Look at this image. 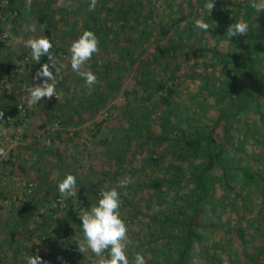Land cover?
<instances>
[{"label": "rangeland", "instance_id": "obj_1", "mask_svg": "<svg viewBox=\"0 0 264 264\" xmlns=\"http://www.w3.org/2000/svg\"><path fill=\"white\" fill-rule=\"evenodd\" d=\"M145 1L96 0L94 10H90L91 2L86 0H18L14 7L19 15L9 16L1 25L7 32L0 35V42L14 51L12 59L7 58L6 68L20 67L19 93H23L30 114L26 122L21 121L25 124L23 135L31 123L37 125L42 120V115H37L34 109L38 104L42 106L41 102L47 98L30 104L29 90L42 82L34 78L43 64L55 66L58 98L51 101L52 108L42 123L52 134L60 135L50 148L46 146L48 137L40 142L39 165L45 168L48 177L41 174V179L36 181L14 180L9 176L7 180L3 169L6 167L2 164L0 185L11 196H7V206L0 199V264H27L30 255L40 256L47 264H100L102 257L90 250L79 251L83 229L65 219L63 211L67 205H73L82 214L76 197L54 198L55 193L60 195L58 183L69 174L89 186L87 195L91 207L97 204L102 190L118 191L119 212L128 229L126 253L130 264L137 253L145 257L146 264H171L177 258L185 229L172 230L166 217L171 218L193 192L192 183L186 181L193 171L188 164L198 169L200 160L190 154L188 162L177 161V166L182 168L179 175L182 182L177 186L167 184L175 176L171 162H176L182 148L176 137H181L182 132L189 137L187 119L192 127L200 124L208 126L204 129L206 132L211 131L210 119L217 117L218 110L208 92L216 89L214 84L222 66L214 60L212 51L226 53L227 46L217 43L212 36L215 22L208 23V32L195 27L197 20L207 23L198 7L199 0H150V8L144 6ZM223 1L227 6L220 5L221 11L230 6L229 0ZM129 8L130 16L123 22L119 15ZM180 19L183 21L178 23ZM86 30L99 31L98 51L82 67V71L91 70L96 75L97 83L91 86L71 69V45ZM47 32L56 49L49 50L47 57L37 61L31 55L28 42L46 39ZM144 33L149 34L145 37ZM179 40L181 47L168 52V47ZM200 49L207 52L202 54ZM202 77L207 81L203 82ZM117 80L120 85L115 88ZM158 84L172 88L170 104L162 102L166 92L158 91ZM205 84L207 89L203 88ZM0 88H5L4 82ZM12 88L8 85L4 91ZM92 93L109 96L95 115L89 109L84 110L93 101ZM53 113H62L64 117L55 119ZM219 133V129L213 132L217 142ZM150 159H159V163L152 164ZM125 176L131 177V183L121 188L119 182ZM156 181L163 183L159 191L147 185ZM219 183L213 185L215 198L224 196ZM79 187L77 183L76 192ZM230 187L233 191L220 204V208L225 205L219 222L223 228L213 233L207 231L204 244L210 248V256H218L223 264H249L248 257L255 264H264V236L261 235L264 187L246 186L243 190L238 184ZM236 194L241 195V200L234 201ZM231 203L236 210L233 213ZM179 221L183 223L182 218ZM16 222L25 224L13 229ZM237 223L246 229V243L242 244L234 234L224 233L236 228ZM12 231H23L25 238L29 234L31 241L25 242L20 236L11 241ZM217 243L220 246L214 250ZM23 245L27 256L24 253L22 257L20 246ZM197 248L195 245L191 264H217L204 259ZM107 257L106 250L103 258Z\"/></svg>", "mask_w": 264, "mask_h": 264}, {"label": "trees", "instance_id": "obj_2", "mask_svg": "<svg viewBox=\"0 0 264 264\" xmlns=\"http://www.w3.org/2000/svg\"><path fill=\"white\" fill-rule=\"evenodd\" d=\"M199 1L198 7L204 13V20L207 23L213 21L216 24L212 30V36L214 39L216 38L217 43H224L227 46V52L212 51V55L215 57L214 60L222 66L218 81L214 84L216 89L210 93L208 92L218 110L217 117L210 119L213 123L210 126L211 131L206 132L204 129L208 126L203 125L201 127L200 124L197 127H192L187 119L186 130L189 137L185 132H182L181 137H176L182 148L178 151L176 162H171L170 167L173 168L175 176H171L167 184L177 186L182 182V179H179L182 168L177 166V161H187L188 156L191 154L197 157L200 162L198 169L196 166L188 164L193 168V171L186 181L192 183L193 192L189 195L187 201H182L179 210L175 211L171 218L166 217L172 230L176 231L177 227L185 229L178 245L177 258L171 264H191V260L195 257V245L202 252L204 259L223 264L218 256H210V248L204 244L203 236L207 231L213 233L223 228L219 222L225 213V205L220 208V204L224 202L227 193L233 191L230 185L238 184L242 190L246 186H254L255 189L264 187V10L257 11L258 7H264V0H229V9H223L222 11L220 5L227 6L223 3L226 1L215 0L211 15L204 9L205 0ZM86 2L90 3L91 0H86ZM150 5V0L145 1L144 6L150 8ZM130 10V8L129 10L126 9L125 12L123 11L120 14L118 9L117 14H120L119 18H122L123 22H127ZM9 12L16 13L12 0L9 8L4 10V16L8 17ZM16 14L19 15L18 12ZM181 21L183 19H180L178 23ZM239 22H247L249 32L243 36L229 38V28L232 24ZM94 34L98 38L99 31H94ZM148 34L144 33L143 36L146 37ZM46 39L52 44L49 50H55L53 38L48 32L46 33ZM181 42L179 40L176 44L170 45L167 49L168 52L179 49ZM199 52L205 54L207 51L200 49ZM41 58L45 57L42 56ZM210 66L211 68L214 67L213 64ZM19 68V66L12 65L7 69L8 76L9 73L14 75L13 77L10 76L12 80L17 77ZM103 72L105 73V71ZM202 80L203 82L204 80L207 81L204 77H202ZM119 85L120 82L117 80L115 88H118ZM157 88L160 92H166L162 102L170 104L169 100L173 94L172 88H168L163 84H158ZM203 88L207 89L206 84ZM114 91L115 89L112 88L110 92L113 93ZM90 97L93 98V101L88 102L84 110L89 109L95 115L109 96H105L103 93L98 95L92 93ZM41 103L45 110H51V101L43 100ZM21 109L16 108V113H20L22 115L21 121H25L30 114L26 105H23ZM53 117L57 119L64 117V115L55 113ZM19 125L20 122L17 128ZM216 129L221 132L219 133L218 142L213 137V132ZM248 149H250V153H248ZM8 157L9 162L15 161V157L9 154ZM150 161L152 164L159 163V159H150ZM211 173H214L215 176H211ZM214 182H220L221 190L224 192L223 197L215 198ZM77 183L80 184V187L76 196V204L81 209H90L91 203L87 195L90 188L82 184L80 180H77ZM162 184V181H156L147 185L159 191ZM54 198L59 200L61 195L55 193ZM0 199L6 200L2 191H0ZM237 200H241L240 194L234 196V201ZM66 204H69V202H66ZM230 206V212H235V206L232 203ZM63 212L68 223L82 228L81 215L77 213L73 205H67ZM179 218L183 219V223L179 221ZM227 223L229 222L225 224ZM20 224L24 225L25 223L16 222L13 229ZM236 226V228L232 227L224 233L234 234L242 244L246 243V229L244 230V227L238 223ZM19 234V232L12 231L10 240L14 242ZM255 234H258V232L256 231ZM261 235L264 236V232ZM219 246V243L215 244L214 250H217ZM228 258L231 259V256H228ZM247 260L249 264H255L252 257H248ZM43 261L47 264L46 260Z\"/></svg>", "mask_w": 264, "mask_h": 264}, {"label": "clouds", "instance_id": "obj_3", "mask_svg": "<svg viewBox=\"0 0 264 264\" xmlns=\"http://www.w3.org/2000/svg\"><path fill=\"white\" fill-rule=\"evenodd\" d=\"M96 0H91L90 10H94ZM215 0H205L204 9L209 15L214 8ZM255 7V5H254ZM264 10L258 7L257 11ZM195 27L201 31L208 32L209 24L203 20H197ZM249 32L247 22H239L231 25L228 31L229 38L243 36ZM98 38L90 30L84 31L80 37L73 41L71 51V69L84 79L89 86L97 83L96 75L91 70H83L82 67L98 51ZM32 57L40 61L41 57H47L52 44L47 39H33L28 42ZM54 65H41L34 79L42 80L41 83L32 87L30 91V104H36L42 98L55 96L56 84L54 81ZM51 81V82H50ZM2 116V114H0ZM131 183V177L125 176L120 182L121 188ZM77 178L74 175H67L57 188L63 199L75 198ZM121 206L120 194L115 188L102 190L96 205L90 209H81L80 223L83 229V241L79 245L81 253L90 250L97 256L102 257L100 264H130L126 253L127 226L121 218L119 208ZM107 250L108 257L103 258ZM27 264H45L40 256L30 255ZM133 264H146L145 257L137 253L134 256Z\"/></svg>", "mask_w": 264, "mask_h": 264}, {"label": "crops", "instance_id": "obj_4", "mask_svg": "<svg viewBox=\"0 0 264 264\" xmlns=\"http://www.w3.org/2000/svg\"><path fill=\"white\" fill-rule=\"evenodd\" d=\"M18 3V0L16 2H13L14 4ZM9 22V21H8ZM7 22V23H8ZM7 32V29L5 27H2V30L0 31V35ZM13 50L6 49L2 42H0V83L2 85V82L5 84V88H0L3 90H0V154H9L12 157H15V161L11 162H5L3 164L4 174H6L8 177L5 178L8 180L9 176L14 178V180H36L41 179V174L48 177V173L45 170L44 167L39 165L40 157L42 156V153L39 152V146L40 142L48 137V140L46 142V146L49 148L51 145L56 144V137L60 135L56 132V134H52L49 130V127H46L45 123H42L44 119H46V114L49 113V111H44L43 105L36 107L34 109V112L38 115L40 113L42 115V120L40 124L31 123L29 125L28 131H24V135L22 136L21 140L19 135L16 133V130L21 127H25V124L21 125V117L22 115L20 113H16V108L23 107V105L27 106V102L23 100V93L20 94L19 91V84L20 79H17V77L12 80L11 77L14 75L9 73V76L7 74V68H6V62L8 61V57L11 60L13 57ZM6 53H9L6 55ZM5 54V55H4ZM9 60V61H10ZM18 74V71H17ZM9 79H7V77ZM4 80V81H3ZM10 82V84H9ZM16 82V84H15ZM8 85L14 86L12 90L4 91ZM33 109H31L32 111ZM55 113H53L54 115ZM30 116V115H29ZM29 118V117H28ZM51 118V116L49 117ZM27 119L23 122H26ZM20 122L19 127L18 123ZM17 128V129H16ZM25 129V128H24ZM49 131L48 135L45 136V133ZM53 131V130H52ZM54 132V131H53ZM40 137H43L42 139H39ZM44 145L45 143L42 142ZM43 165H48L46 163H43ZM7 171V172H6ZM66 174H68L67 171H65ZM2 173V172H1ZM47 173V174H46ZM71 173V172H70ZM59 176V175H58ZM67 175H65L66 177ZM4 186L0 185V191H2V194H4L6 198L5 205L9 203L8 198L11 195H7L4 193ZM7 196H9L7 198ZM8 202V203H7ZM24 211V210H23ZM22 211V212H23ZM25 212V211H24ZM23 212V213H24ZM24 214H20L19 217L22 218ZM22 233L19 234V236L23 239V241H31V237L25 238L26 236L23 235L24 232L20 231ZM23 235V236H22ZM22 241V242H23ZM23 244V243H22ZM20 246V253L22 251L23 256L26 255V247ZM25 253V255H24ZM27 256V255H26Z\"/></svg>", "mask_w": 264, "mask_h": 264}, {"label": "built area", "instance_id": "obj_5", "mask_svg": "<svg viewBox=\"0 0 264 264\" xmlns=\"http://www.w3.org/2000/svg\"><path fill=\"white\" fill-rule=\"evenodd\" d=\"M10 3H11V0H0V29H1V25L7 21V19L9 18V16H16V13H11L9 12L8 13V17H5L4 16V10L5 9H8L9 6H10ZM58 98V96L55 94V96H53L52 98H47L46 100L47 101H55L56 99ZM19 109H21V107H19ZM22 110V109H21ZM16 133L19 135L20 139L18 140H21L22 136H23V131H22V128L19 127L17 130H16ZM9 161V157L7 154H2L1 157H0V169L2 168V164L4 162H8Z\"/></svg>", "mask_w": 264, "mask_h": 264}]
</instances>
